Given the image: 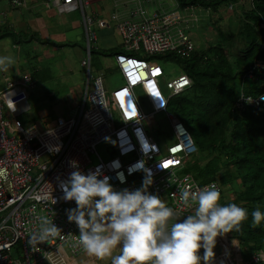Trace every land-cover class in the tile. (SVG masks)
Segmentation results:
<instances>
[{
	"label": "built area",
	"instance_id": "2783aa9c",
	"mask_svg": "<svg viewBox=\"0 0 264 264\" xmlns=\"http://www.w3.org/2000/svg\"><path fill=\"white\" fill-rule=\"evenodd\" d=\"M11 1L13 7L26 5V0ZM137 1L130 17L118 24L125 52L117 53L115 61L124 83L110 90L103 75L91 76V41L97 36L90 31L95 22L101 27L110 23L85 14L92 0H54L60 13L81 10L84 15L88 57L82 64L88 72L77 114L60 117L45 128L38 123L24 128L18 112L30 108L28 88L34 83L32 74L25 72L21 80L8 79L0 88V264H88L92 260L79 244V229L67 219L66 209L75 208V201L65 202L59 187V180H66L77 170L71 166L73 161L84 173L99 169L110 177L115 190L140 188L143 169L150 170L153 184L149 192L158 194L181 220L193 213L194 206L181 203L179 186L191 185L195 190L214 184L221 191L216 180L202 184L190 172L179 176L198 147L188 127L169 111V105L173 97L192 86L193 80L182 71L167 82L172 93L165 95L159 84L165 71L155 57L169 51L189 56L194 42L188 31L200 22L203 10L194 5L181 8L176 0H171L174 5L170 10H150L142 0ZM152 1L156 0H146ZM157 1L162 4L164 0ZM118 15L113 13L111 19L119 18ZM138 89L151 111L144 108ZM261 97L264 93L258 97L242 95L238 105L258 106L264 102ZM5 112L13 116L8 118ZM159 113H165L169 121L172 141L165 142L162 135L155 137L151 133L150 129L158 125L155 115ZM109 140H113L110 157L104 159L97 148ZM45 156H51V160L42 163ZM140 162L143 169L133 168ZM118 173L122 174L123 183ZM43 215L53 216V222L62 230L61 236L39 245L30 244L31 235L39 226L36 218ZM217 244L222 251L215 256L214 264L264 261L263 249L245 259L240 242L232 233L218 237ZM18 246L21 256H14ZM83 256L87 257L85 263L80 260Z\"/></svg>",
	"mask_w": 264,
	"mask_h": 264
},
{
	"label": "trees",
	"instance_id": "16d2710c",
	"mask_svg": "<svg viewBox=\"0 0 264 264\" xmlns=\"http://www.w3.org/2000/svg\"><path fill=\"white\" fill-rule=\"evenodd\" d=\"M176 1L181 8L202 9L204 14L195 26L215 28L216 37L201 48L189 29L194 42L189 56L174 51L160 54V62L175 59L193 80L190 88L171 100L169 111L194 133L198 152L187 161L188 172L202 184L218 181L221 194L231 193L220 204L236 203L248 210L241 230L231 233L251 251V258L264 250V221L253 227L251 218L257 207L264 212V102L238 104L242 95L264 93V0ZM227 10L232 23L223 29L212 16L221 19ZM19 249L14 256H21Z\"/></svg>",
	"mask_w": 264,
	"mask_h": 264
},
{
	"label": "clouds",
	"instance_id": "9594fccd",
	"mask_svg": "<svg viewBox=\"0 0 264 264\" xmlns=\"http://www.w3.org/2000/svg\"><path fill=\"white\" fill-rule=\"evenodd\" d=\"M14 64L13 57L0 56V71ZM71 166L77 170L66 180L58 178L62 199L76 204L66 209L68 222L79 229V244L89 256L101 261L111 258V264H214L217 238L239 232L248 219L246 208L219 203L221 192L214 184L195 190L191 185L179 186L181 203L194 206V211L178 219L172 207L158 194L149 192L153 177L150 170L143 169V162L133 166L145 172L141 187L135 190H115L110 177L99 169L84 173L75 161ZM118 178L124 182L122 174L118 173ZM53 216L36 218L39 226L30 244L39 245L61 236ZM251 218L252 226H258L264 221V212L257 207ZM117 249L119 254L114 255Z\"/></svg>",
	"mask_w": 264,
	"mask_h": 264
},
{
	"label": "rangeland",
	"instance_id": "374dc122",
	"mask_svg": "<svg viewBox=\"0 0 264 264\" xmlns=\"http://www.w3.org/2000/svg\"><path fill=\"white\" fill-rule=\"evenodd\" d=\"M105 6L109 9L113 8V4L110 0H106L104 2ZM173 3L165 4L164 6H158L159 10H170L173 7ZM94 7V6H93ZM0 8L5 10L9 9V6L6 2L0 1ZM92 8H86L87 13L91 12ZM74 12V15L80 14V11H71ZM73 14V13H72ZM104 16L106 14H103ZM206 15V14H205ZM223 18H219L217 14H213V20L220 25L223 29H228L230 24V17L232 13L228 10L222 12ZM106 19L109 23H111V29L105 30V28L101 27L98 22H95L93 26H91V31L95 30L98 35V39L96 41H91V49H92V68H91V76L96 77L98 75H103L105 77L106 86L108 89H113L117 86H120L124 83V80L119 72L114 68L115 56L114 55H105V50L110 48H117L123 44V38L120 31L116 28L117 21H113L108 18ZM4 17L0 15V24L3 25ZM111 20V21H110ZM17 22H21V19L18 18ZM78 21L76 22V24ZM205 24V22H204ZM208 24H206L207 26ZM192 37H194L195 44L198 47L204 48L216 37V29L210 27V30H206V28H198L197 26L191 27ZM108 42V43H107ZM44 48V46H39V50ZM21 45L13 46L11 41H7L6 44L0 45V56H11L15 60V64L10 67L7 71H0V76L3 74L6 76H18L21 80L25 72H32L34 68L43 69L41 75H44V83H38L34 87H29V98H30V109L22 110L20 109L18 112V119L24 128H28L34 123H38L43 128L48 125L54 124L58 118L64 117L67 118L70 115H74L79 111V102L76 91H72L70 86L75 87L77 83L78 76L81 74H85V81L87 80V72L88 68L85 67L82 63V60L88 57V50L86 40L79 41L77 44L68 45L64 49L60 50L59 53L54 51L55 56L52 58L46 57L42 62L37 58V54H31V60L26 61L23 57V54H20ZM46 49V48H45ZM67 49V50H66ZM143 54V51L140 52ZM158 59H161L159 55L155 56ZM167 62L160 64L163 66L165 71V76L159 79V84L165 95H169L172 91L167 86V82L181 73L182 68L181 65L176 62L175 59H166ZM85 67V68H84ZM73 71L71 74L70 70ZM24 70V71H23ZM66 74L70 75L68 79H66ZM4 86L0 83V87ZM139 95L144 103V108L147 111H151L142 91L138 89ZM175 97L172 98L174 100ZM78 100V102H77ZM7 115L8 113L5 112ZM13 115H7L8 118H11ZM156 122L158 125L152 127L151 133L153 135L160 134L163 137L161 138L165 142H169L173 140V135L171 128L169 126V121L165 115V113H159L155 115ZM185 124V123H184ZM185 126H187L185 124ZM190 130V129H189ZM192 136L194 135L193 131H191ZM194 137V136H193ZM159 139V138H158ZM162 140H159L161 142ZM113 144V140H109L104 144L98 146L97 150L99 154L104 158L108 159L110 157L109 147ZM51 160V156H45L41 159V162H48ZM93 161L96 162L97 159L93 155ZM188 173L187 167L179 172V176L182 177ZM218 182V181H217ZM219 183V182H218ZM227 195V196H226ZM226 198L229 199L231 193H226L223 191L221 194V199ZM242 256L246 259L251 255V251H247L243 244L240 243ZM222 249L220 245L216 244L214 248L215 256L221 253ZM200 255H203V251L200 252ZM101 261V260H100ZM106 260H103L105 262Z\"/></svg>",
	"mask_w": 264,
	"mask_h": 264
},
{
	"label": "crops",
	"instance_id": "0c3cea01",
	"mask_svg": "<svg viewBox=\"0 0 264 264\" xmlns=\"http://www.w3.org/2000/svg\"><path fill=\"white\" fill-rule=\"evenodd\" d=\"M6 2L9 6L8 10L0 8V15L4 17L3 25L0 24V45L6 44L9 40L12 45L18 46L21 45L20 54H23V57L26 61L31 60V54H37V58L42 62L46 57H54V51L59 53L60 50L64 49L68 45L77 44L79 41L86 40L87 50H88V37L86 32V27L84 24V15L81 10L80 14H75L74 12H65L60 13L54 4V0H26L25 6H12L11 0H0ZM106 0H92V2L87 6L88 8H92L91 12L86 11L85 14L87 16H91L95 19L98 18H108L113 13H118L117 19H111L113 21H117L116 28L118 29V24L120 21H123L130 17L131 12H133L138 4L137 0H110L113 4V8H108L105 6L104 2ZM145 7L150 10L157 9L159 3L157 0L152 2H146V0H142ZM171 3V0H164L161 4L164 6L165 4ZM94 6V7H93ZM103 14H106L105 16ZM20 18L21 22H17V19ZM110 20V21H111ZM78 23L76 24V22ZM93 26V25H92ZM111 23L105 28L111 29ZM92 28V27H91ZM90 28V31H91ZM119 30V29H118ZM92 32H97L92 30ZM96 41V40H94ZM108 43V42H107ZM39 46H44L41 50H39ZM46 48V49H45ZM67 50V49H66ZM105 55H116L117 53H124L123 44L117 48H110L105 50ZM113 53V54H112ZM86 59V58H85ZM83 61V60H82ZM92 61V56H91ZM82 65V63H81ZM114 68L118 70V66L116 61L114 63ZM85 68V67H84ZM35 76L32 74L34 83L32 86L34 87L38 83H44V75H41L44 72L43 69L34 68ZM32 70V72H33ZM70 70V69H69ZM24 71V70H23ZM71 74L73 71L70 70ZM66 79L69 78L70 75L66 74ZM35 77V78H34ZM8 79H19L18 76H0V83L4 86L7 83ZM77 83L75 87L70 86L72 91H76V95L79 102L78 107L81 105L84 98V91L86 88L85 74H81L76 79ZM4 86L0 87L3 88ZM30 86V88L32 87ZM29 92V88H28ZM77 100V102H78ZM28 105L30 107V98L28 99ZM31 108V107H30ZM29 108V109H30ZM77 114V113H76ZM75 115V114H74ZM72 116V115H70ZM69 116V117H70ZM114 255L119 254V250H115ZM86 256L81 257V262L86 260ZM106 261H100L97 258L93 257L92 260L88 264H109L111 262V258H106ZM85 263V262H84Z\"/></svg>",
	"mask_w": 264,
	"mask_h": 264
}]
</instances>
